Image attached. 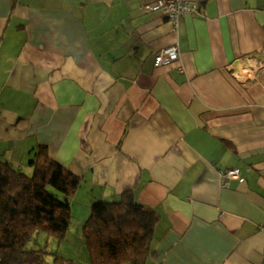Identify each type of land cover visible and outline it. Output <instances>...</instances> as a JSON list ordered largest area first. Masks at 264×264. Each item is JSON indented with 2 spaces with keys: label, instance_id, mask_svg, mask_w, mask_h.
Masks as SVG:
<instances>
[{
  "label": "crops",
  "instance_id": "crops-1",
  "mask_svg": "<svg viewBox=\"0 0 264 264\" xmlns=\"http://www.w3.org/2000/svg\"><path fill=\"white\" fill-rule=\"evenodd\" d=\"M152 2L0 0V158L32 175L47 145L83 178L73 222L131 189L148 264H264V0H192L176 30Z\"/></svg>",
  "mask_w": 264,
  "mask_h": 264
},
{
  "label": "trees",
  "instance_id": "trees-1",
  "mask_svg": "<svg viewBox=\"0 0 264 264\" xmlns=\"http://www.w3.org/2000/svg\"><path fill=\"white\" fill-rule=\"evenodd\" d=\"M82 182L47 145L39 146L32 175L0 158V264L46 262L47 250L27 243L41 232L66 238L73 223L69 198ZM159 219L131 189L118 201H96L83 224L90 264H148Z\"/></svg>",
  "mask_w": 264,
  "mask_h": 264
},
{
  "label": "rangeland",
  "instance_id": "rangeland-1",
  "mask_svg": "<svg viewBox=\"0 0 264 264\" xmlns=\"http://www.w3.org/2000/svg\"><path fill=\"white\" fill-rule=\"evenodd\" d=\"M158 11L164 14V16L172 22L173 28L176 30L171 14L164 9H158ZM168 47L157 51L156 55L163 52V50ZM222 180H225L223 172ZM91 204L92 203H89L88 201H84L82 205L84 210L83 214L81 216H74L75 220L73 225L63 241H59L56 237L41 232L33 235L31 240L27 243L26 248L47 250L48 255L46 256V262L42 261L41 264H90L89 251L83 235V224L92 212Z\"/></svg>",
  "mask_w": 264,
  "mask_h": 264
},
{
  "label": "built area",
  "instance_id": "built-area-1",
  "mask_svg": "<svg viewBox=\"0 0 264 264\" xmlns=\"http://www.w3.org/2000/svg\"><path fill=\"white\" fill-rule=\"evenodd\" d=\"M152 8L154 10L164 9L170 13L176 29L185 25L181 20L184 15L195 14L200 10L199 5L191 0H154ZM180 58L179 47L177 45L171 46L155 56V64L157 66L168 65L180 60ZM180 70L183 71L182 64L180 66ZM223 176L225 180L222 181L224 185H227L229 180L238 177V171L229 169L223 174Z\"/></svg>",
  "mask_w": 264,
  "mask_h": 264
}]
</instances>
